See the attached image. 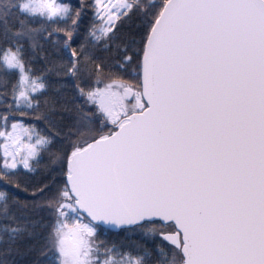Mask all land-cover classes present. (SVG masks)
<instances>
[{"label":"snow or ice","instance_id":"6c2138e0","mask_svg":"<svg viewBox=\"0 0 264 264\" xmlns=\"http://www.w3.org/2000/svg\"><path fill=\"white\" fill-rule=\"evenodd\" d=\"M0 264H264V0H0Z\"/></svg>","mask_w":264,"mask_h":264}]
</instances>
